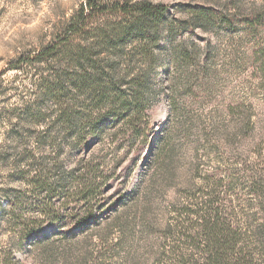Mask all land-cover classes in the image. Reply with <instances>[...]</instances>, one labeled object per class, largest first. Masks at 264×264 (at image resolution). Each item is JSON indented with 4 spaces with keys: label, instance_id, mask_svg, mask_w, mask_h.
Masks as SVG:
<instances>
[{
    "label": "rangeland",
    "instance_id": "rangeland-1",
    "mask_svg": "<svg viewBox=\"0 0 264 264\" xmlns=\"http://www.w3.org/2000/svg\"><path fill=\"white\" fill-rule=\"evenodd\" d=\"M84 1L0 0V213L7 197L19 190L35 198L20 175L30 152L55 155L49 142L37 150V138L53 127L47 116H55L57 105L35 94L39 76L34 74L58 70L62 56L20 69L10 65L54 44ZM148 1L171 6L164 26L174 28L173 41L184 42L190 56L181 62L168 47L160 50L149 93L150 132L133 142L117 135L80 155L64 152L65 168L80 158L107 155L109 177L101 195L89 204L71 205L76 206L70 212L74 218L43 221L39 238L21 242L18 228L0 227V264H181L180 252L187 261L201 252L198 239L186 241L183 233L174 232L198 223L184 206L191 199L200 202L205 191L213 192L216 204L226 200L227 214L246 232L244 242L259 241L256 234L264 222L259 195L264 179V56L259 50L264 37L241 23L253 0L230 11L234 14L228 13L232 0ZM198 8L211 10L217 19L200 26L191 13ZM222 16L233 20L232 30L220 25ZM189 21L195 24L192 29ZM117 58L123 69V56ZM140 60L129 67H144ZM29 212L33 221L39 220L36 211Z\"/></svg>",
    "mask_w": 264,
    "mask_h": 264
},
{
    "label": "trees",
    "instance_id": "trees-1",
    "mask_svg": "<svg viewBox=\"0 0 264 264\" xmlns=\"http://www.w3.org/2000/svg\"><path fill=\"white\" fill-rule=\"evenodd\" d=\"M247 1L232 0L228 13L244 9ZM250 4L241 20L243 29L250 27L264 37V0H253ZM170 7L148 0H85L54 44L32 55L21 56L10 65V68L20 69L25 64L62 56L57 58L58 70H51L48 75L34 74L39 76L34 81L35 94L49 97L57 105L55 116H47L53 119V127L37 138L41 142L37 150L49 142L55 155L37 157L34 151L30 152L31 160L20 175L31 186L35 198L30 199L25 191L19 190L7 197L0 213V227L6 225L14 231L18 228L15 234L21 242L39 238L43 221L62 223L69 217L74 218L70 212L76 206L71 205L89 204L101 195L106 185L107 155L80 158L75 166L65 168L64 152L71 150L80 155L94 143L104 145L106 139L113 142L117 135L133 142L150 132L153 104L149 93L160 50L168 47L166 49L177 54V60H190L184 42L176 45L175 39L173 41L174 28L164 26ZM191 13L195 17L192 21H198L200 26L216 18L205 8ZM107 16L115 18L108 20ZM189 24L190 29L195 25L190 21ZM220 25L232 30L234 22L222 16ZM164 28L169 29L167 35ZM259 51L264 56V42ZM120 55L123 69L118 67ZM135 58H140L145 66L131 69L129 64ZM25 111L31 112L32 108ZM261 182L263 188L259 195L264 212L263 178ZM205 192L200 202L197 198L191 199L184 206L187 216L195 215L198 223L192 222L185 230L177 228L174 232L183 233L186 241L198 239L196 247L201 255L196 258L192 255L188 262L181 258L183 253L180 252L179 262L182 259L181 264H264V222L256 234L260 242H244L246 232L227 214L226 200L216 204L211 199L213 192ZM31 208L40 216L38 221L30 216ZM89 213L93 216V210Z\"/></svg>",
    "mask_w": 264,
    "mask_h": 264
}]
</instances>
